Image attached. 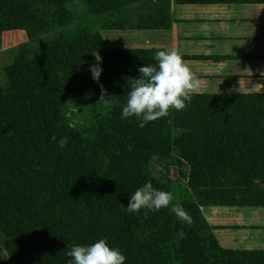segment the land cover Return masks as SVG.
Returning <instances> with one entry per match:
<instances>
[{"label":"trees","instance_id":"16d2710c","mask_svg":"<svg viewBox=\"0 0 264 264\" xmlns=\"http://www.w3.org/2000/svg\"><path fill=\"white\" fill-rule=\"evenodd\" d=\"M170 4L0 0V47L5 32L26 37L0 73V264H70L67 250L99 239L118 248L125 264H264V250L221 245L202 213L264 208V93L199 92L185 110L144 127L122 118L128 79L140 73L121 70L101 33L168 30ZM96 52L99 81L89 71ZM54 134L68 137L66 147ZM157 165L175 167L183 183ZM146 182L172 192L193 222L171 205L138 213L122 207Z\"/></svg>","mask_w":264,"mask_h":264},{"label":"crops","instance_id":"0c3cea01","mask_svg":"<svg viewBox=\"0 0 264 264\" xmlns=\"http://www.w3.org/2000/svg\"><path fill=\"white\" fill-rule=\"evenodd\" d=\"M170 3L172 22L168 30L102 31L121 70L139 73L140 67L157 63V51L176 50L204 81L201 93H234L232 88L207 89L210 81L224 80L241 86L240 93H250V87L245 86L254 87L264 75V68L259 67L264 64V56H260L264 5H191L178 4L176 0ZM236 61L243 62L241 68Z\"/></svg>","mask_w":264,"mask_h":264},{"label":"clouds","instance_id":"9594fccd","mask_svg":"<svg viewBox=\"0 0 264 264\" xmlns=\"http://www.w3.org/2000/svg\"><path fill=\"white\" fill-rule=\"evenodd\" d=\"M96 64L89 68L92 78L99 81L102 74L99 52L93 54ZM155 65L142 66L140 75L131 81L127 100L122 109V118L135 117L144 127L149 122L168 116L170 111L185 110L194 94L204 87V81L191 69L188 62L176 50H160L155 54ZM107 94L102 89L101 101ZM187 102V103H186ZM52 140L60 148L66 147L68 137ZM174 195L170 191L158 190L151 182H146L130 196L127 207L129 213H138L142 209L159 211L171 205V211L182 221L191 224L192 218L180 203L173 204ZM147 216V212L144 213ZM71 257L70 264H125L126 257L118 248L109 246L105 239H99L90 245H74L66 251Z\"/></svg>","mask_w":264,"mask_h":264},{"label":"rangeland","instance_id":"374dc122","mask_svg":"<svg viewBox=\"0 0 264 264\" xmlns=\"http://www.w3.org/2000/svg\"><path fill=\"white\" fill-rule=\"evenodd\" d=\"M231 28V27H229ZM26 41L23 33L18 31L5 32L2 35L0 47V73L7 66L12 57L17 52V47ZM261 55L264 56V40L261 41ZM234 43V42H232ZM228 48L229 52L232 50ZM259 61H263L259 59ZM238 68L243 65L242 61H236ZM261 69L264 64L259 65ZM208 84V82H207ZM250 87V93H264V75L260 78L254 87ZM209 90H233L236 93L243 91L242 87L233 81L215 82L210 81L207 85ZM205 86L202 88L204 89ZM247 90V89H244ZM234 92V93H235ZM155 169L166 174L171 180L177 183H183L179 178L178 171L173 166L157 165ZM207 222L214 230V234L220 244L228 249H256L264 250V208H204L202 210ZM2 238L0 236V242Z\"/></svg>","mask_w":264,"mask_h":264}]
</instances>
